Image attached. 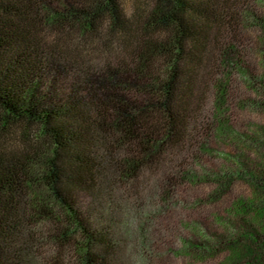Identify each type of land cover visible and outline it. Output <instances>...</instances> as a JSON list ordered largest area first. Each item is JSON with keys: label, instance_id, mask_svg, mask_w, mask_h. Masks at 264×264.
Segmentation results:
<instances>
[{"label": "trees", "instance_id": "1", "mask_svg": "<svg viewBox=\"0 0 264 264\" xmlns=\"http://www.w3.org/2000/svg\"><path fill=\"white\" fill-rule=\"evenodd\" d=\"M146 1L127 16L121 0H0V264H147L171 189L199 182L217 141L236 151L205 175L211 198L238 179L251 196L212 250L264 264V127L231 125L237 102L264 111V11Z\"/></svg>", "mask_w": 264, "mask_h": 264}, {"label": "rangeland", "instance_id": "2", "mask_svg": "<svg viewBox=\"0 0 264 264\" xmlns=\"http://www.w3.org/2000/svg\"><path fill=\"white\" fill-rule=\"evenodd\" d=\"M256 2L259 11H264V3L261 0H256ZM148 4L150 3L146 0H121V6L127 16H131L135 11L141 10V8L145 9ZM245 34L250 38L251 46V48H248L250 54L247 61L254 66H258L260 57L256 55L255 46L253 47L254 44L252 43L255 40L259 42V38L249 29L245 30ZM238 103L236 104L239 105ZM237 105L231 113L233 130L249 134L258 127H264L263 110L244 109L242 105L238 108ZM212 144L213 148L219 151L207 156L208 158H201L202 166L196 167L198 170L197 176L200 177L199 182H191L192 184H189L185 181V184L181 182L182 184L176 188V191L171 189L170 194L173 195L167 200L165 209L155 218L156 220L154 221H156L155 224L157 226L155 225L156 227L151 229L153 236L149 238V250L146 251L145 255L148 258L150 257V262L148 261L147 264H226L227 252L221 250L223 249L222 247H220L221 249L215 248L212 250L213 246H215V236H227L234 232L233 230L235 229L232 225H237L241 221H239V217L235 216L234 211L229 214L230 207L236 200L249 199L251 189L246 182L238 179L234 180L228 193L221 196V198H211L210 194L213 192V186L210 185V177H205V175L209 173L208 171L218 170L223 165V157L226 159L228 158L227 155H233L234 151H236L232 145L229 146L227 143L220 145L217 141ZM146 183L147 186H144V188H148L143 194L146 198L151 199L158 191V183L151 178ZM165 190L168 189L165 188ZM160 191L161 189H159V193ZM243 219L247 222H252L254 221V215L252 212L244 214ZM202 227L206 228L214 237L199 235L198 233ZM192 231L196 235L188 236L187 233ZM155 238H157V241ZM191 240L194 241L195 245H200L201 249H205V251L207 249L209 252H204V250L200 249L191 250V248L188 251L187 247L191 244ZM186 242L189 244H185ZM207 242L210 245L207 246ZM244 242L242 239L240 244H245ZM41 255L42 257L50 256V250L43 247Z\"/></svg>", "mask_w": 264, "mask_h": 264}]
</instances>
